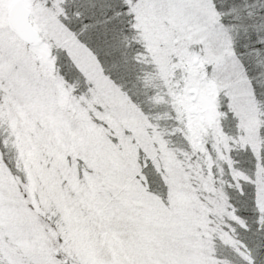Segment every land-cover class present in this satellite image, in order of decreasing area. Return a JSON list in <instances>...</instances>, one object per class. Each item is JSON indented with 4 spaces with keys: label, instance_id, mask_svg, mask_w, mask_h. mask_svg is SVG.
Returning <instances> with one entry per match:
<instances>
[{
    "label": "snow or ice",
    "instance_id": "obj_1",
    "mask_svg": "<svg viewBox=\"0 0 264 264\" xmlns=\"http://www.w3.org/2000/svg\"><path fill=\"white\" fill-rule=\"evenodd\" d=\"M0 264H264V0H0Z\"/></svg>",
    "mask_w": 264,
    "mask_h": 264
}]
</instances>
